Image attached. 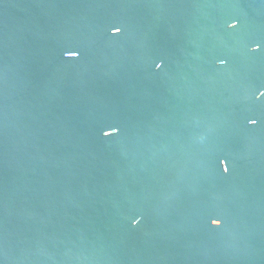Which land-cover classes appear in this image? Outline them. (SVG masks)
<instances>
[{
  "label": "water",
  "instance_id": "95a60500",
  "mask_svg": "<svg viewBox=\"0 0 264 264\" xmlns=\"http://www.w3.org/2000/svg\"><path fill=\"white\" fill-rule=\"evenodd\" d=\"M261 90L264 0H0V264H264Z\"/></svg>",
  "mask_w": 264,
  "mask_h": 264
},
{
  "label": "clouds",
  "instance_id": "9594fccd",
  "mask_svg": "<svg viewBox=\"0 0 264 264\" xmlns=\"http://www.w3.org/2000/svg\"><path fill=\"white\" fill-rule=\"evenodd\" d=\"M236 24H237V22H236V21H233V22L229 25V27H235ZM120 31H121L120 28H113V29H112V33H113V34L119 33ZM258 47H259V45H256V46H255V48H258ZM255 48H253V50H255ZM77 55H78V53H76V56H77ZM218 63H219L220 65H224V64L226 63V61H225V60H219ZM160 66H161V65H160L159 63L156 65L157 68H160ZM261 96H264V90H261V91L259 92V94H258V96H257V99H259ZM248 123H249L250 125H255V124L257 123V121L253 119V120H249ZM118 131H119L118 129H115V131L112 132L111 134H116V133H118ZM222 163H223V161H222ZM224 171H225V173H227V171H228V168H227L226 166L224 167ZM141 219H142V217H139V216H138L135 220H133V221H132L133 226L138 225V224L140 223ZM212 223H213V225H217V226H219V225H221V220H219V219H215V220L212 221Z\"/></svg>",
  "mask_w": 264,
  "mask_h": 264
},
{
  "label": "snow or ice",
  "instance_id": "6c2138e0",
  "mask_svg": "<svg viewBox=\"0 0 264 264\" xmlns=\"http://www.w3.org/2000/svg\"><path fill=\"white\" fill-rule=\"evenodd\" d=\"M116 28H119V27H116ZM77 53V52H76ZM262 97H264V96H262Z\"/></svg>",
  "mask_w": 264,
  "mask_h": 264
}]
</instances>
